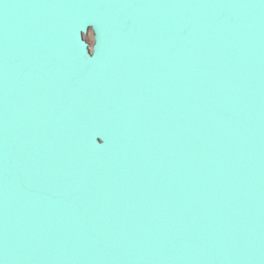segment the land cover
<instances>
[{
    "label": "water",
    "instance_id": "obj_1",
    "mask_svg": "<svg viewBox=\"0 0 264 264\" xmlns=\"http://www.w3.org/2000/svg\"><path fill=\"white\" fill-rule=\"evenodd\" d=\"M0 264H264V0H0Z\"/></svg>",
    "mask_w": 264,
    "mask_h": 264
},
{
    "label": "clouds",
    "instance_id": "obj_2",
    "mask_svg": "<svg viewBox=\"0 0 264 264\" xmlns=\"http://www.w3.org/2000/svg\"><path fill=\"white\" fill-rule=\"evenodd\" d=\"M87 38L89 40V51H91L93 43V31L90 27L88 28Z\"/></svg>",
    "mask_w": 264,
    "mask_h": 264
},
{
    "label": "snow or ice",
    "instance_id": "obj_3",
    "mask_svg": "<svg viewBox=\"0 0 264 264\" xmlns=\"http://www.w3.org/2000/svg\"><path fill=\"white\" fill-rule=\"evenodd\" d=\"M94 38H95V36L93 34V43H94ZM84 39L87 40L88 39L87 36H85Z\"/></svg>",
    "mask_w": 264,
    "mask_h": 264
},
{
    "label": "rangeland",
    "instance_id": "obj_4",
    "mask_svg": "<svg viewBox=\"0 0 264 264\" xmlns=\"http://www.w3.org/2000/svg\"><path fill=\"white\" fill-rule=\"evenodd\" d=\"M85 36H87V35H85ZM88 40V39H87ZM89 41V40H88Z\"/></svg>",
    "mask_w": 264,
    "mask_h": 264
}]
</instances>
